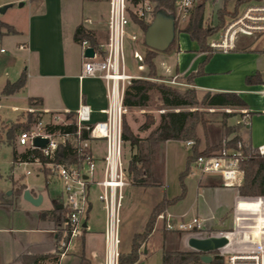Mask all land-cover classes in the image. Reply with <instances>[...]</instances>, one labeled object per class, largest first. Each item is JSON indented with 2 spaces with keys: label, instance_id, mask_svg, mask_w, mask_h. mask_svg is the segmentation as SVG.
Returning <instances> with one entry per match:
<instances>
[{
  "label": "crops",
  "instance_id": "0c3cea01",
  "mask_svg": "<svg viewBox=\"0 0 264 264\" xmlns=\"http://www.w3.org/2000/svg\"><path fill=\"white\" fill-rule=\"evenodd\" d=\"M21 3L23 6H18L19 10L14 13L16 17L11 16L6 20L5 16L9 8L4 14H0V19L11 25L17 32L15 35L4 36L0 40V44L2 40L11 37H21L22 39L21 41L12 40V55L0 48V55L6 56L2 60L6 72L1 75L2 71H0V76H5L0 88L3 90L6 83L16 82L24 72L27 75L25 87L17 93L5 97L14 101L15 105L18 103L27 104L29 109L24 112L33 109L30 105L31 99H40L42 104H36L34 110L44 118L65 113H76L81 105L85 104L90 108L92 122L106 120L108 101L105 82L100 79L81 78L84 51L81 44L74 39L75 31L80 26L93 32L95 36H99L100 33L106 35V29L100 22L103 18L99 8L101 1L1 0L0 8L6 4H12L14 7ZM106 4L108 9L107 0ZM89 14H92L93 17ZM85 19H91L94 22L93 25L86 24ZM175 39L173 50L167 51L168 49H166L162 54L157 52V57L161 55L163 58L162 68L165 71L163 74L172 78L175 77L177 81L198 72L207 55L199 50L197 42L191 40L188 34L180 32ZM9 70H11L10 73H8ZM256 75L264 81V40L251 42L248 46L240 48L235 47L227 53L215 52L204 65L202 74L195 78L191 86L197 91L201 99L207 93L237 94L247 104V109L234 110L237 115L229 118L227 125H240L239 137L241 140L257 150L264 146V85H248L246 82L248 77ZM245 110L249 114L242 115L241 113ZM198 136L201 140L200 149L203 150L206 142L203 141L202 131L198 130ZM171 141L163 143V151ZM92 148L100 170L104 144L94 142ZM15 165L32 166L25 163H13V166ZM51 179L54 181L48 182V185L45 183L44 189L47 190L51 184H58L62 192L59 181L55 178ZM12 181H15L14 175ZM198 182L200 194L206 196L207 200L202 206L203 211L212 212L211 216H215V208L220 209L221 206L225 208L221 217L226 218L227 215L230 216L232 210H237L238 202L242 199L235 188L222 186L221 178L218 175L200 176ZM20 186L26 187L25 190H29L34 197L42 195V204L44 203V195L38 187L24 181L20 183ZM155 187H163V185L160 182L145 188L152 189ZM14 191L17 192L18 187L14 186ZM18 196V198L22 197L23 193ZM21 199L23 202L19 200L16 202L18 208H13L15 209L14 212L7 214L10 215L9 221L12 222V226L10 227L9 223H0V264H22L25 255L53 254L54 252L57 253L58 250L56 247L58 235L54 223L41 220L40 213L54 208L61 209L63 202L54 199L52 200V207L45 210L40 209L41 204L36 207L38 210L35 216L31 217L30 214H26V216L15 214L16 211L21 212L22 209L24 210L23 213L25 211L30 212L28 206L22 203L31 204L24 198ZM163 199L170 200L165 196L157 199L152 210ZM6 205L9 204L0 199V206L4 210ZM192 208L197 211L200 210L197 203ZM168 209L169 207L166 210L167 213ZM189 212L187 210L183 214H189ZM195 216L199 215L196 214ZM15 218H18V226H13ZM85 222L90 227V231L84 232L83 237L81 236V240L83 239L84 242L85 257L90 264H103L104 213L101 208H92L87 214ZM144 253H148V250ZM60 260L59 257L58 264H60ZM64 261L62 259L61 264Z\"/></svg>",
  "mask_w": 264,
  "mask_h": 264
},
{
  "label": "built area",
  "instance_id": "2783aa9c",
  "mask_svg": "<svg viewBox=\"0 0 264 264\" xmlns=\"http://www.w3.org/2000/svg\"><path fill=\"white\" fill-rule=\"evenodd\" d=\"M162 0H107L108 12L105 21L106 39L94 46L88 40L80 44L85 51L94 49L93 57H85L81 78L100 79L105 82L108 107L106 120L92 122L89 106L82 104L75 113L74 132L50 131L48 126H68L62 123L60 116H53L51 122L39 119L28 130L20 132L17 144L24 150L39 149L43 158L49 160L44 165L39 158L32 156L31 165L46 168L50 176L59 181L64 195L62 208L68 209V220L63 225L61 236L57 240L58 254L66 255L71 242L90 231L85 219L92 208H101L104 213L103 230V264H120L121 251V209L124 192L129 186L126 167L123 161V116L126 107L124 97L127 88L134 80H148L138 74H131L127 68L125 47L127 41L137 42L139 37H145L144 26L150 27L157 18ZM223 5V0H175V20L184 21L191 17L198 6L205 4ZM220 9V8H219ZM88 25H93L91 19H85ZM264 33V4L247 6L240 14L228 21L222 29L218 40H211L209 46L215 52H230L235 49L238 35L253 36ZM139 72L145 71V57L138 50L132 55ZM172 83H176L174 77ZM88 138H83V133ZM36 138L47 139L43 148L35 147ZM94 142L104 144V154L101 159L102 168L98 169V160L92 148ZM194 141H186L187 147H193ZM71 147V155H78V161L72 159L56 162L55 157L61 146ZM242 147H240L241 149ZM240 149H222L210 155L199 156L194 162V169L200 176L218 175L222 186L234 188L242 184L244 173L240 168L242 152ZM258 152L264 155V146ZM28 171L27 174H31ZM258 200L262 201L263 198ZM262 207L263 213L264 208ZM227 230H217L207 226L209 219L200 216L190 218L187 214L172 216L165 212L158 216L163 228L169 233L183 234L187 241L190 238L208 239L225 237L228 243L208 252H198L187 245L189 253L212 257L217 264H264V245L245 240L257 226L256 216L240 214L235 210ZM226 220V222H227ZM210 263V264H211Z\"/></svg>",
  "mask_w": 264,
  "mask_h": 264
},
{
  "label": "rangeland",
  "instance_id": "374dc122",
  "mask_svg": "<svg viewBox=\"0 0 264 264\" xmlns=\"http://www.w3.org/2000/svg\"><path fill=\"white\" fill-rule=\"evenodd\" d=\"M1 1V0H0ZM101 3L99 4L100 8V15H102V19L100 22L102 23V26L105 28V20L107 17V4L106 0H100ZM264 4V0H251L249 2H246L243 4L240 9L242 11L247 6H253V5H261ZM10 5L9 11L7 12L5 18L6 20L9 19V17L13 16L15 12H17L19 4L16 6H12V4H6ZM222 7L221 2L218 3V5H209L206 10L205 15V26H212L215 27L218 23V16L217 12L219 8ZM228 9L230 11H233L234 9V3L231 2L228 6ZM236 15L235 17H237ZM89 16L93 17L92 14H89ZM164 18L166 20H170L172 22V26L174 29L173 38L167 47V51L173 50L174 43L176 41L175 37L178 33H180V30L183 29L186 24L188 23V20L184 21H178L175 22L174 17L168 13L165 10H160L158 12L157 18ZM235 17H227L226 23L230 21L231 19ZM105 19V20H104ZM152 26L149 27L148 31L150 30ZM225 27V26H224ZM146 32V33H147ZM222 28L219 29L213 36L209 38V41L211 40H218L221 36ZM97 40L99 42H102L106 39V35L103 33H100L99 36H97ZM15 41H21V37H11L10 39H4L2 40V43L0 44V48L5 49L10 55L13 54V44L12 40ZM263 41L264 40V33H256L253 36H244V35H238V38L236 40V48H240L243 46H248L251 42L256 41ZM16 45V44H15ZM14 45V47H15ZM138 50L142 53V55L145 57L146 52L148 50H154L158 52L159 54H162L165 50H155L151 47V45L147 42L146 36L139 37V40L137 42H131L127 41L126 47H125V53H126V61H127V68L128 71L131 74H138L140 76L146 77L149 76V70L147 67H145V71L139 72L137 69V65L135 63V60L133 59V51ZM6 58V56L0 55V71H2L1 75L5 74V65L2 62V60ZM162 62L163 58L162 56H158L154 58V64L157 71V78L153 79L150 78L148 80L152 82H156L158 84H165L167 86H170L172 88L178 89L181 92L186 91L188 89H191L192 86L190 84H187L184 81H181L178 79L176 83H172L173 78L163 74L165 71L162 68ZM11 70L8 71L10 73ZM5 77V76H4ZM4 77L0 76V87L3 83L2 80H4ZM196 98L199 102L197 106H193L192 108L184 109V110H198L199 112H202L204 114V118L207 121V125L205 128L202 126H199L197 128V134L198 130L202 131L203 134V141L209 143L210 145H218L227 140H232L235 138L233 135H227L226 127H235V126H228L227 121L229 118H233L237 115L236 111L237 109H219V108H208L200 103L204 99V97L201 99L199 98L197 91H196ZM31 105V104H30ZM35 103H33L31 110L33 111L35 109ZM28 108L27 104H14V101L7 99L2 94V89L0 88V134L3 135L4 141L0 144V197L2 196V200H5L9 205L5 206V210L0 206V223L4 222V224L9 223L10 227L12 226V222L9 221V214H12L15 210L13 208H18L16 205L17 200L22 201L21 198H18L20 195L16 191H14V186L19 187L20 183L22 181L31 184L32 186L38 187V189L42 190V193L44 195V203L40 206V209H49L52 207V200L59 199L61 202H64V195L61 192L60 186L58 184H51L48 189L45 188V183L48 185V182L54 181L53 177L50 176V173H48V170L46 168L41 169L37 165H19V166H13L12 163V149L5 141V132H3V129L5 126L10 125L11 122H17L20 121L22 123L28 122V111H26ZM167 108L164 106L160 96L157 93H152L150 96V101L147 105V107L144 108H126L125 114L123 116V123H124V129L125 127L128 130V134L133 135L135 137H138L142 140L141 147L143 150L144 156H149L151 159V164L149 165V170L152 174V178L155 183H162L163 187H155L152 189H148L145 187H136L133 183L129 175L127 176L129 186L125 189L124 192V200H123V206L121 209V224H120V234H121V251L122 254H127L131 251L132 247V240L133 237L136 234L142 233L146 227V224L150 218V215L152 213V207L157 199L163 198L164 196L170 199H173L175 197H179L183 195L182 199L177 202L176 204L171 205L168 209V213L172 216H181L184 215L187 210H189V217L192 218L196 214H198L200 217L209 219V221L206 223L207 226L214 227L216 224H224L226 223L225 217H221L223 215V210L225 208H222L220 206V209L215 208L216 215L211 216L212 212H205L202 210V206H204L206 200V196L201 195L199 187V174L196 169H194V166H191V173L187 176L181 178L182 172L186 169L187 166V156L191 155V148L186 147L185 142L182 141H176L172 140L167 145L166 149L163 151L162 148L156 147L153 143L149 141H145L146 138H148L151 133L156 129L160 122L161 115L165 112H167ZM177 111L179 109H176ZM34 115L33 118L42 119L45 122H51L52 117L44 118L41 117L40 113L36 112V110L33 111ZM242 115H246L243 112ZM60 116L62 123H68L73 124L74 118L69 119L67 115L62 114L58 115ZM231 120V119H230ZM150 127L145 129V126L150 124ZM35 123H31L30 127H32ZM144 127V128H143ZM239 135V134H238ZM18 136V135H17ZM17 136L15 139V147L19 152L24 151L22 147H20L17 144ZM199 137V136H198ZM247 145L245 142L242 141V144H239L240 147H244V145ZM93 147V144H92ZM206 148V144L204 143L203 149ZM152 150H156L154 153ZM152 152V153H150ZM217 152V151H216ZM133 153H137V150L131 149L130 143H126L125 141L123 143V161L124 165L127 168V165L131 159V156ZM31 171L32 174L28 175L26 174L27 171ZM13 175L15 181L13 182ZM51 177V178H50ZM14 184V185H13ZM241 185V184H240ZM239 185V186H240ZM237 186V187H239ZM237 187H234L235 189ZM184 190V191H183ZM259 198L264 197H257L253 200H239L237 205V212L243 215L246 214H253L256 216V223L257 226L251 229L253 232L249 233V237H245L248 242L249 240L254 243H260L264 245V213L262 210V201L258 200ZM198 204V207L200 210H196L195 208H192L195 206V204ZM25 206H28V210L30 212H21L18 210L15 212V214H30L31 217L35 216V213L37 212V208L33 207L32 205H28L27 203ZM234 210H232L230 217H232ZM14 219V218H13ZM18 218H15L14 225L18 226ZM11 222V223H10ZM55 226V225H54ZM55 230L57 232L58 238L62 234L63 226L61 230H58L57 226H55ZM56 247L57 241H56ZM143 249V253L140 256V260L136 264H163V257L164 256H170L172 260L176 259V256L181 255L187 250L186 245V239L183 234H176V233H169L164 230L162 222L157 220L154 224V230L151 234V236L148 238L145 244L141 247ZM146 250H148V253H144ZM141 249V250H142ZM59 250V249H58ZM57 253H53L55 256L60 257V264L62 263V259L65 260L63 264H79L81 262L80 257L81 255H84V244L81 240V237L75 238L71 244L69 245L68 250L66 251L65 257L61 258V256ZM58 257V258H59ZM86 258V257H85ZM41 264H58L57 259H50L49 261H44ZM205 264V263H204ZM211 264H217L216 261Z\"/></svg>",
  "mask_w": 264,
  "mask_h": 264
},
{
  "label": "trees",
  "instance_id": "16d2710c",
  "mask_svg": "<svg viewBox=\"0 0 264 264\" xmlns=\"http://www.w3.org/2000/svg\"><path fill=\"white\" fill-rule=\"evenodd\" d=\"M251 0H223L222 7L218 10L217 16L219 23L215 26H205V15H206V5L202 4L194 9L191 17L186 24V26L180 30V32L189 35L190 39L197 42L199 50L206 53L207 58L205 62L201 65L198 72L191 74L187 78L181 79V81L187 84L193 85L194 80L197 76L202 74V69L210 57L215 53L209 46V38L215 34L219 29H223L226 25L227 17H235L239 13L240 7ZM234 3L233 11L228 9L229 4ZM160 10H165L170 13L174 19L176 17L175 0H162L160 4ZM177 23V21L175 20ZM145 32H147L148 27L144 26ZM16 30L9 24L3 22L0 19V40L6 35H15ZM75 41L81 43L83 40H88L92 45H96L98 40L93 32L86 30L84 27L80 26L76 29L74 34ZM157 57V52L154 50H148L145 55L144 64L149 70L150 78H157V71L154 64V58ZM27 80L26 73H22L20 78L14 83H6L2 90L4 96H10L25 87ZM248 85L262 84L264 81L256 75L248 77L246 80ZM152 93H157L164 106L168 109L167 112L163 113L160 118V122L156 129L151 133V135L145 139L153 143L156 147L161 148L163 143L169 140L176 141H194L195 144L192 147V154L187 158L186 169L182 172L181 178L187 176L191 173V166L199 156L210 155L216 151H220L224 148L226 149H239V144H242V140L239 137L240 125L235 127H226L227 135L235 136L232 140H227L218 145H210L206 142V148L201 150V140L197 134V128L202 126L206 127L207 121L204 118V114L198 110H184L197 106L199 104L196 98V90L192 87L186 91L181 92L178 89L172 88L165 84H158L150 80H134L131 85L127 88L124 97V106L126 108H144L147 107L150 96ZM35 101V102H34ZM33 103L41 105L40 99H31L30 104ZM201 105L208 108H231V109H247V104L237 95L229 93H207L204 99L200 103ZM176 109H179L178 111ZM33 111H28V122L22 123L20 121L11 123L4 127L3 132H5V141L12 148V160L14 164L17 163H31L34 160L32 156L39 158L42 164L46 165L49 160L42 157L39 149L24 150L18 152L15 147L16 136L23 131L30 128L31 123H37L36 118H33ZM244 114H249L247 110L243 112ZM69 119L75 118V113H65ZM124 122V121H123ZM152 123L145 126V129L150 127ZM144 128V127H143ZM50 131H61V132H74L76 126L74 124L68 126L56 125L48 126ZM83 138H88V133H83ZM4 137L0 134V144L3 143ZM123 141L129 142L132 149L136 148L137 153L131 156V159L127 165L126 173L132 180L135 186L149 187L153 186L155 183L152 174L149 170V165L151 164L150 155L144 156L141 142L144 140L128 134V130L123 123ZM244 147L240 149L242 152V158L240 160V168L244 173V178L242 184L236 188L239 197L242 200H253L257 197H264V155H261L258 150L253 149L248 144H243ZM153 153L156 151L152 150ZM152 153V152H150ZM72 159L74 162L78 161V155H71V147L61 146L57 151L55 161L61 162L65 160ZM49 173V172H48ZM127 175V176H128ZM26 187L19 186L17 193L22 194ZM184 191V190H183ZM183 195L175 197L173 199H163L159 202L155 208L152 210L150 218L146 224V227L142 233L136 234L132 240L131 251L127 254H122L120 259V264H136L140 260V256L143 253L141 248L143 244L146 243L148 238L151 236L154 230V224L158 216L165 213L167 208L171 205L176 204L182 199ZM68 209L67 208H54L52 210L42 211L40 213L41 220L50 221L57 226L58 230H61L62 226L68 220ZM229 215L226 216V220ZM84 235V234H83ZM83 235H81L83 237ZM80 236V237H81ZM83 242V239H82ZM84 244V242H83ZM142 249V250H141ZM84 254V253H83ZM48 259H57L58 257L54 254L46 255H25L22 259V264H41ZM81 262L79 264H90V262L81 255ZM163 264H204L198 254L185 252L181 255L176 256L175 260H172L170 256L163 257Z\"/></svg>",
  "mask_w": 264,
  "mask_h": 264
},
{
  "label": "water",
  "instance_id": "95a60500",
  "mask_svg": "<svg viewBox=\"0 0 264 264\" xmlns=\"http://www.w3.org/2000/svg\"><path fill=\"white\" fill-rule=\"evenodd\" d=\"M19 6H23V3L19 4ZM10 8V5H4L0 8V14H4L6 10ZM158 16V15H157ZM149 32L145 34L147 42L151 45L155 50H165L169 46L173 34L174 29L172 26V22L170 20H166L162 17L156 18L153 24L151 25ZM149 29V27H148ZM148 31V30H147ZM94 49L88 48L84 56L85 57H93ZM47 139L44 138H36L34 140V146L43 148L47 144ZM23 198L25 201L29 202L31 205L35 207H39L42 204L43 196L38 195L34 197L31 195L29 190H25L23 192ZM231 220H227L225 226H216L217 230H227L230 226ZM228 243L227 238H208V239H197L190 238L187 241V245L198 252H208L219 247H223ZM146 252V250H145ZM201 261L205 264H210L212 262V257L210 256H202Z\"/></svg>",
  "mask_w": 264,
  "mask_h": 264
}]
</instances>
